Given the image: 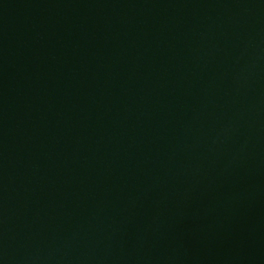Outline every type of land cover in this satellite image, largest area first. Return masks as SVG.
Instances as JSON below:
<instances>
[{"label":"water","instance_id":"water-1","mask_svg":"<svg viewBox=\"0 0 264 264\" xmlns=\"http://www.w3.org/2000/svg\"><path fill=\"white\" fill-rule=\"evenodd\" d=\"M0 264H264V0H0Z\"/></svg>","mask_w":264,"mask_h":264}]
</instances>
